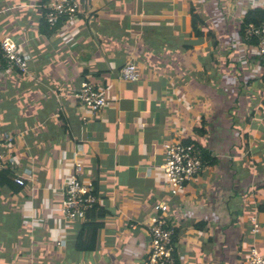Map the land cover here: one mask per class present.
Listing matches in <instances>:
<instances>
[{
    "label": "crops",
    "instance_id": "crops-1",
    "mask_svg": "<svg viewBox=\"0 0 264 264\" xmlns=\"http://www.w3.org/2000/svg\"><path fill=\"white\" fill-rule=\"evenodd\" d=\"M39 1L0 0V40L10 38L29 61L27 75L3 74L0 54V138L13 137L26 184L0 187V264H145L146 226L160 203L175 228V264H244L251 248L264 255V67L257 45L239 34L246 10L264 0H78L75 20L54 28ZM190 6L206 38L189 65L187 53V64L173 63L171 35L169 49L159 38L158 52L145 51L147 28L180 21L190 32ZM129 61L137 82L119 79ZM82 81L110 99L102 116L73 98ZM189 139L216 163L171 196L163 145ZM74 154L104 214L65 222L58 208ZM82 224H98L92 243L84 237L89 251L75 246Z\"/></svg>",
    "mask_w": 264,
    "mask_h": 264
},
{
    "label": "built area",
    "instance_id": "built-area-1",
    "mask_svg": "<svg viewBox=\"0 0 264 264\" xmlns=\"http://www.w3.org/2000/svg\"><path fill=\"white\" fill-rule=\"evenodd\" d=\"M39 6L43 9V20L49 27H54L60 21L70 23L75 20L80 10L78 0H40ZM246 40L255 38L257 54L264 62V21L255 26L248 24L244 28ZM0 52L4 60L6 72L26 73L28 70V57L19 46L10 38L0 40ZM119 79L126 82H137L139 71L133 61L124 64L119 70ZM73 98L84 106L90 114L102 116L103 111L109 107L110 99L98 88L96 84L89 81H82L74 91ZM264 123V104L259 105ZM85 119L82 118V122ZM13 137L5 134L0 138V172L9 170L12 172V181L16 186H25L23 175L16 173V162L11 153ZM165 162L161 169L166 180L167 188L171 196L181 193L185 185L196 181L204 168L201 147L194 142L174 141L163 145ZM83 161L73 156L70 172L67 174L61 195L62 201L59 212L61 219L65 222L84 218L87 210L97 204L94 194V186L82 179ZM154 214L149 219L146 231L149 236V248L145 264H175L174 237L175 228L167 224L165 215L167 205L165 203L153 206ZM253 223V232L258 231L255 218L250 219ZM136 229L135 225L130 226ZM57 244L59 241L57 240ZM244 264H264V255H261L255 248H251L247 254Z\"/></svg>",
    "mask_w": 264,
    "mask_h": 264
},
{
    "label": "trees",
    "instance_id": "trees-1",
    "mask_svg": "<svg viewBox=\"0 0 264 264\" xmlns=\"http://www.w3.org/2000/svg\"><path fill=\"white\" fill-rule=\"evenodd\" d=\"M188 15H190L191 17V24H190V28L192 29L190 32L186 31L185 25L181 24L180 21L178 22L177 26L173 25L170 27L168 26H158V27H151V28H147L145 31L146 33H149L150 37V41L146 42L145 41V51H152V52H158V49L160 48L159 46V38H161L163 41H165L166 43H163L162 46H166L167 49H169L168 46V42L169 39L171 37V49L176 50L174 53L171 54V58L173 60H175L176 62H173L175 65L179 66V65H183V64H187V62L185 61L186 59H188V64L189 65V52L191 50H198L201 48L202 46V42L204 41V38H206V34L202 31V26H199L198 23H196V19H200L199 15L196 13L194 7L190 6V9H188ZM264 21V6L262 7H255V8H250L247 9L245 12V15L243 16L240 24H239V34L240 36H243L244 34V28L248 25V24H253L255 26L260 25L262 22ZM44 24L46 26H48L45 22ZM204 27H206V24H203ZM56 26V25H55ZM54 26V27H55ZM49 27V26H48ZM54 27H49V28H54ZM171 35V36H170ZM209 35V34H208ZM251 43L252 44H256V40L255 38H251ZM144 47V46H143ZM142 48V47H141ZM165 48V47H164ZM164 50V49H162ZM187 53V54H186ZM1 54V52H0ZM177 54V55H176ZM182 54H186L185 55V60H184V55ZM260 65L264 67V62L260 59V57L258 56V54H256ZM2 57V56H1ZM227 59V66L232 62V60L229 57H226ZM212 60V64H217V57L211 58ZM206 63V61L203 63V65ZM135 64V63H134ZM136 65V64H135ZM5 66V64H4ZM195 78V74L193 73V76ZM261 88L264 89V74L261 77ZM200 83V81H199ZM209 92H211L210 88H208ZM261 102L264 103V99L261 100ZM230 111H229V115H231L232 111L235 112L232 115L237 116L238 113L236 112L235 109L238 108V106H230ZM249 116L254 115L253 111L248 113ZM201 123H203V125H205L207 122L206 120L203 118L201 120ZM230 123H231V127L233 129H236L239 134H241L242 130L239 129V127H237L238 121L235 120L234 117H231L230 119ZM242 127L243 129H247L246 124L242 123ZM262 124V123H261ZM262 126L264 127V125L262 124ZM264 129V128H263ZM200 134H203L202 130H197ZM247 138L246 134H243L242 136H240V139L243 141ZM192 140L189 139V143ZM238 144V142H237ZM199 146L201 147V151H202V155H203V163H208L210 165L215 164L216 160L214 158H212L209 155V152L204 149V147L202 146L201 143H199ZM13 178V174L12 172H10L9 170L6 171H1L0 172V187H3L4 185H10L13 183V181H11ZM93 184V183H92ZM94 186V185H93ZM18 189H22V187L18 186V188L16 187L14 189V192H16ZM19 192V191H18ZM94 194H95V188H94ZM96 209H98L99 212V216H103L104 212L99 208V206H97V204L87 210V212L85 213V217L86 214H88L91 211H95ZM9 218H5V220H8ZM3 220V219H2ZM17 221V217L10 219L9 221H6V223H13ZM93 228H88L86 226V224H82L81 225V229L79 232V235H77V238H74L75 241V246L77 248L78 251H89L92 247H90V244L94 241L95 238V233H96V228L98 227L97 225H92ZM88 236V237H87ZM84 237H87L86 239L89 240L91 243L89 244V241L85 243L84 242ZM175 239V237H174ZM70 241V240H69ZM89 245H87V244Z\"/></svg>",
    "mask_w": 264,
    "mask_h": 264
},
{
    "label": "rangeland",
    "instance_id": "rangeland-1",
    "mask_svg": "<svg viewBox=\"0 0 264 264\" xmlns=\"http://www.w3.org/2000/svg\"><path fill=\"white\" fill-rule=\"evenodd\" d=\"M130 62V61H129ZM6 70L7 69H5V66H4V70H3V74H10V73H12V72H15V71H12V72H6ZM16 73H18V74H20V75H27L28 74V70H27V72L26 73H20V72H16ZM261 122H262V119H261ZM262 124L264 125V123L262 122Z\"/></svg>",
    "mask_w": 264,
    "mask_h": 264
}]
</instances>
